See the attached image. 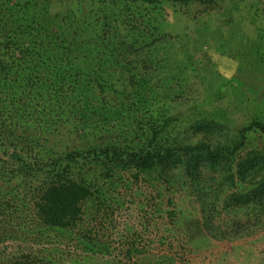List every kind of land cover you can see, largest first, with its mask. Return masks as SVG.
Returning a JSON list of instances; mask_svg holds the SVG:
<instances>
[{"label":"trees","instance_id":"1","mask_svg":"<svg viewBox=\"0 0 264 264\" xmlns=\"http://www.w3.org/2000/svg\"><path fill=\"white\" fill-rule=\"evenodd\" d=\"M233 9L0 0V264H143L134 238L116 250L112 221L97 222L126 174L192 199L186 229L200 237L264 229V17ZM203 44L256 81L217 73Z\"/></svg>","mask_w":264,"mask_h":264},{"label":"rangeland","instance_id":"2","mask_svg":"<svg viewBox=\"0 0 264 264\" xmlns=\"http://www.w3.org/2000/svg\"><path fill=\"white\" fill-rule=\"evenodd\" d=\"M226 1L235 7V14L245 12L250 6L252 11L258 8V13L264 17V0ZM63 9L64 5L60 2L51 5L52 11ZM201 9L202 5L192 4L186 8V15L191 18ZM160 12L165 19L173 20L170 8L163 7ZM200 46L202 60L212 64L217 73L227 78L238 75L255 80L257 74L254 72L239 73V64L233 57L218 52L213 45ZM262 89L258 95H262ZM154 185L155 182L148 181L144 175L135 179L126 174L123 182L115 187L112 195L118 203L113 206L111 215L108 211L103 215L104 220H97L102 221V225L112 221V228L107 227L103 232L108 234L113 248H121L119 238H134L137 246L134 258L143 264H264V229L256 235L233 241L200 237L194 231H187L184 219L195 217L198 205L189 197L167 192L162 186L160 189ZM170 197L177 209L175 224L167 215L172 208L167 203Z\"/></svg>","mask_w":264,"mask_h":264}]
</instances>
